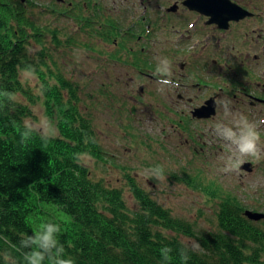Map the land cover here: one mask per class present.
Segmentation results:
<instances>
[{
	"label": "trees",
	"instance_id": "1",
	"mask_svg": "<svg viewBox=\"0 0 264 264\" xmlns=\"http://www.w3.org/2000/svg\"><path fill=\"white\" fill-rule=\"evenodd\" d=\"M39 2L0 0V264H26L28 249L20 244L22 236L32 235L49 221L60 225L58 239L75 264H165L161 256L165 246L172 249L170 264H184L183 245L189 247L186 264H264V227L247 218L246 205L229 191L223 194L222 187L210 186L187 171L172 173L190 187L221 197L217 228L198 230L194 223L173 216L131 174L125 177L139 205L136 210L127 207L120 188L91 176L81 156L88 153L106 162L109 150L82 109L78 86L46 61V37L60 43V35L57 27L42 25L31 16ZM56 6L48 9L57 17L56 23H65L61 30L72 20L88 32L91 41L112 42L117 37L115 30L100 29L76 10ZM87 26L94 28L87 30ZM33 42L44 47L38 60L30 55ZM88 47L95 45L89 42ZM66 48L76 49V45ZM118 53L109 55L118 58ZM93 68L101 69L100 65ZM31 69L40 81V95L20 79L22 70ZM17 95L27 103L17 100ZM39 100L58 130L46 143L36 131L22 138L25 121L34 116L31 104ZM167 231L194 239L200 248L191 251V245ZM5 254L12 261L6 262Z\"/></svg>",
	"mask_w": 264,
	"mask_h": 264
},
{
	"label": "rangeland",
	"instance_id": "2",
	"mask_svg": "<svg viewBox=\"0 0 264 264\" xmlns=\"http://www.w3.org/2000/svg\"><path fill=\"white\" fill-rule=\"evenodd\" d=\"M41 1L44 6L48 5L47 1ZM134 1L111 0L110 2L109 0L104 10L107 14L114 16L122 15V25L126 27L128 24L125 18L129 14L127 8L129 3ZM231 1L238 2V0ZM239 1L256 9H261L262 5L264 10V0ZM254 1L255 3H252ZM135 2L138 5L137 9H140L138 0ZM224 8L227 11L231 7L226 5ZM41 11L40 6H36L31 16L42 25L51 26L53 29L57 27L60 35V43L54 42L52 36L46 37L45 44L48 53L46 61L53 69L59 68L69 82L78 86L82 109L90 117L99 141L106 150H109L107 156L110 158L106 162L96 161L88 153L81 156L94 179L101 180L110 187L120 188L127 207L136 210L139 205L125 177V174L129 173L159 204L170 210L173 216L194 223L198 230L217 228V210L221 197L211 196L214 191L209 194L174 179L173 172L187 171L196 175L210 186L222 187L223 194H227L228 191L235 194L246 205V210L264 213V165H261L258 173L252 176L248 175L249 169L246 166H240L238 172L223 171L226 158L232 154L234 149L226 142H222L213 131L217 123L231 125L242 116L247 117L249 122L258 127V118L263 110L259 109V104L254 105L249 99L242 97L241 91L249 90L255 93L262 91L261 83L254 71L255 67H261L258 73H263L262 64L250 68L246 65L250 64L246 55L248 52L243 53L242 49L237 51L236 46L233 50L231 49L229 65L225 68L228 73H216V75L223 76L227 81L225 85L229 88L231 96L224 95V97L231 101L232 114L225 117L224 110L221 108L211 118L192 120L190 114L192 105L189 101L194 99L193 103L197 102L195 87H167L154 81L142 91L138 85L140 79L137 69L131 68L128 62L121 64L108 61L107 63L103 60V56L109 55V51L114 49L112 42H91L87 33L79 29V26L72 20L65 30H61L65 23H56L50 12L44 11L43 15H40ZM227 15L229 13H221L219 18L224 20ZM183 22V19H179V23ZM179 26L174 27L169 22L163 25L164 43L155 47L153 54L157 63L163 59L170 61L171 54L168 50L176 47L172 41V35L178 33ZM76 31L77 33L74 34ZM89 42L95 45L94 49H89ZM183 42L182 46L185 45ZM73 44L76 45V49L66 48L67 45ZM42 46L33 42L30 46L31 57L38 60L40 55L38 52L41 48L44 49ZM102 50L103 53H101ZM123 56V59H132L129 54ZM245 57L246 59L243 60L242 58ZM242 63L245 65L244 68H242ZM99 65L100 71L94 72L93 67ZM170 65L173 70L174 67ZM203 66H206L205 61ZM252 69L253 73L248 78L249 70ZM155 71L154 69L153 72ZM172 72L177 73V76L187 77L185 81L190 78L188 77L189 71L185 74L178 73L176 70ZM212 73V67H204L201 71L205 80H208ZM194 78L193 75L190 81L193 82ZM20 79L27 87H30L34 94L40 95V81L35 69L22 70ZM51 81L55 82L54 79ZM161 87L164 88L163 91L158 90ZM206 93L207 89L203 90V94ZM233 93L237 94L236 98ZM179 94L183 99L177 98ZM17 100L27 103L23 95H17ZM30 108L34 116L29 117L27 121L35 124L40 120H46L49 123L51 135L58 134L55 124L48 119L45 113L42 100L34 105L31 104ZM190 131H196L193 132L194 136L189 134ZM258 131L262 136L260 139V151L262 152L264 131ZM216 146L219 149H216ZM263 156L262 153L258 158L250 156L246 158L260 162ZM258 222L264 227V218ZM167 234L177 236L189 245L195 242L194 239L177 235L172 231H167ZM8 261H12L10 256Z\"/></svg>",
	"mask_w": 264,
	"mask_h": 264
},
{
	"label": "flooded vegetation",
	"instance_id": "3",
	"mask_svg": "<svg viewBox=\"0 0 264 264\" xmlns=\"http://www.w3.org/2000/svg\"><path fill=\"white\" fill-rule=\"evenodd\" d=\"M45 1H47L48 7H57L56 5H58L69 7L73 12L76 10L84 19H87V22L94 25L97 24L100 29L106 30L109 28L115 30L117 37L111 38L114 49L109 52L114 54L119 52L118 58L104 55L103 60L107 63L108 61L121 64L128 62L131 68L137 69L140 79L138 85L142 91L145 90L150 82H158L159 79L153 72L158 65L153 54L155 47L164 43L165 30L163 25L168 22L174 27L180 25L178 33H173L172 35V41L176 44V47L168 50L171 54L170 64L174 67L172 71L176 70L178 73L184 74L189 71L188 77L190 78L185 81L187 77L184 75L177 76V73L172 72L171 79L174 83L178 82L179 87H195L197 102L193 103L194 99L189 101L192 105L190 110L192 120L211 118L217 114L214 100L217 97H224V95L231 96L229 88L225 85L227 81L223 76L218 77L216 73H228L225 68L229 65V52L235 46L237 51L242 49L243 53L245 51L248 52L246 54L250 62V64H246L248 67L251 68L262 64V69H264V10L262 5L261 9L251 8L238 0L236 4L251 12V14L231 17V19L227 20L226 27H224L223 23L220 22L219 15H208L203 12V9L200 8L201 0H138L140 9H137L138 5L135 0L128 5L127 13L129 14L125 18L128 25L124 27L122 25V15L119 17L105 12L104 6L109 0ZM115 1L117 2L118 0ZM252 3H255V1ZM37 4L43 5L42 1ZM179 19H183L184 22L179 23ZM93 28V26H87V30ZM87 36H89L88 32ZM91 38L89 37L90 41ZM93 41L106 43L108 40L98 39ZM182 42L185 44L184 46L181 45ZM125 54L131 55L132 59H123ZM211 55L212 57H209ZM242 59L245 60L246 57ZM204 61L206 66H203ZM242 66L244 68V63H242ZM204 67L213 68V73L209 75L208 80H205L201 74ZM255 68L256 78L261 83L262 91L259 93L249 92V90L241 92L243 93L242 97L249 99L254 105L259 104V109L263 110V113L258 118L257 129L264 131V122H262L264 121V71L259 74L258 71L261 67ZM253 69L249 70L250 75L247 76L248 78L251 77ZM193 75L195 78L191 82L190 79ZM210 86L212 88H209ZM206 89L207 93L203 94V90ZM233 95L235 96L234 98L237 97L236 93H233ZM177 98L183 99L181 94ZM198 109L201 110V113H206L207 116L198 117V115H195L194 113ZM193 132L196 131H190L189 134L194 136ZM261 137L260 133V139ZM216 149H219V147L216 146ZM220 150H223V148H220ZM262 153L264 154V148L262 152L260 151V154ZM242 159L243 163L240 166L248 163L249 166L254 167L255 170L253 169V171L256 173L260 170L261 165H264V156L260 162L252 161L246 157ZM253 171L248 172V175L252 176Z\"/></svg>",
	"mask_w": 264,
	"mask_h": 264
},
{
	"label": "clouds",
	"instance_id": "4",
	"mask_svg": "<svg viewBox=\"0 0 264 264\" xmlns=\"http://www.w3.org/2000/svg\"><path fill=\"white\" fill-rule=\"evenodd\" d=\"M154 75L158 76V83L167 87H179V83H174L171 79L172 69L170 61L167 59L160 60L158 62ZM163 91L164 88L158 89ZM11 97L10 94H7ZM214 105L217 112L221 108L224 110L225 117L230 116L231 113V101L227 97H217L214 100ZM264 122V121H262ZM26 130L22 133V138L27 139L30 137L33 131L39 132L41 138L47 142L50 138L49 123L46 120H40L38 123H31L25 121ZM216 136L222 141L226 142L234 151L226 158L225 167L223 171L232 172L239 171L240 164L243 163V157L258 158L260 155V133L254 123L249 122L247 117H241L239 120L234 121L233 124L217 123L213 129ZM60 225L54 222H47L41 226L39 230H34L32 235L25 234L20 240V244L23 248L28 249L24 254V260L26 264H75L74 259L71 256L65 254V248L58 239V233H60ZM183 244V242H182ZM200 248L197 242H192L191 251H196ZM172 249L165 246L161 249V256L165 264H170L172 259L170 253ZM188 245H183L180 249V259L186 264L190 258L188 255ZM4 260H9L8 254L4 255ZM12 264H15L13 261Z\"/></svg>",
	"mask_w": 264,
	"mask_h": 264
},
{
	"label": "water",
	"instance_id": "5",
	"mask_svg": "<svg viewBox=\"0 0 264 264\" xmlns=\"http://www.w3.org/2000/svg\"><path fill=\"white\" fill-rule=\"evenodd\" d=\"M230 6L231 9H228L226 12L229 13V15L227 16L225 22L229 19H231V17H238V15H245L247 14V12H243L241 11V8L236 7L235 4L231 3L229 0H201L200 1V8L203 9V12L208 14V15H220V12L225 10V6ZM235 8V9H233ZM222 25H225V23H223ZM201 110H196L195 111V115H198V117H205L207 116L206 113H201ZM248 166V165H247ZM246 216L251 219V220H261L264 218V213H260V212H255L252 210H247L246 211Z\"/></svg>",
	"mask_w": 264,
	"mask_h": 264
}]
</instances>
